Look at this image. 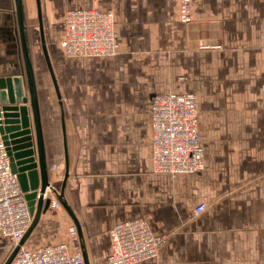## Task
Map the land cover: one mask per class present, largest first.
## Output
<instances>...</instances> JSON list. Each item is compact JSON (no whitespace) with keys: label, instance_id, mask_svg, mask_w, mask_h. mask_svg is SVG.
Segmentation results:
<instances>
[{"label":"crops","instance_id":"1","mask_svg":"<svg viewBox=\"0 0 264 264\" xmlns=\"http://www.w3.org/2000/svg\"><path fill=\"white\" fill-rule=\"evenodd\" d=\"M22 1L33 59L36 2ZM40 3L61 102L51 76L35 80L49 183L65 206L54 194L60 205L40 212L23 246L65 243L74 252V224L85 261L100 264L111 226L142 217L167 238L134 264H264V0H190L189 22L179 18L180 0ZM81 7L113 12L115 55L68 56L60 47L65 10ZM12 75L24 76L15 3L0 0V77ZM158 92L195 94L202 170H153ZM13 246L0 232V264Z\"/></svg>","mask_w":264,"mask_h":264},{"label":"built area","instance_id":"2","mask_svg":"<svg viewBox=\"0 0 264 264\" xmlns=\"http://www.w3.org/2000/svg\"><path fill=\"white\" fill-rule=\"evenodd\" d=\"M179 18L189 22L190 0H180ZM60 47L68 56H113L118 50V37L111 10L94 7L68 8L63 15V35ZM217 47L216 44L207 45ZM151 147L153 170L170 175L194 173L204 168V150L198 133L197 98L191 92H158L150 98ZM3 110L0 106V232L16 245L31 223V213L24 192L8 153L1 131ZM53 185L45 190L50 206L60 205ZM198 204L197 214L205 209ZM69 234L74 252L65 243L49 244L31 250L20 245L9 264H87L80 251L77 227ZM110 251L100 264H134L153 257L167 238L155 234L142 217L115 222L110 230Z\"/></svg>","mask_w":264,"mask_h":264},{"label":"water","instance_id":"3","mask_svg":"<svg viewBox=\"0 0 264 264\" xmlns=\"http://www.w3.org/2000/svg\"><path fill=\"white\" fill-rule=\"evenodd\" d=\"M35 2L41 49L57 96L61 102L58 83L45 43L41 3L40 0H35ZM14 3L23 56L24 76L12 75L0 77V106L4 116L1 131L8 145L12 170L17 174L33 218L22 238L12 248L4 264L10 263L36 223L40 212L48 207L50 197H44V193L46 188L51 186L48 178L37 86L28 32L25 25L24 5L22 0H14ZM61 196V194H58L60 202L65 206V202ZM35 203L36 209L34 210Z\"/></svg>","mask_w":264,"mask_h":264},{"label":"rangeland","instance_id":"4","mask_svg":"<svg viewBox=\"0 0 264 264\" xmlns=\"http://www.w3.org/2000/svg\"><path fill=\"white\" fill-rule=\"evenodd\" d=\"M42 21H43V32H44V38H45V29H46V27L44 29V20H43V17H42ZM32 54H33V59H32L33 68L35 70L34 71L35 79L40 78V77H45V79L48 81L50 75H49V71H48V68H47V65H46V62H45L44 55H43V52H42L41 47L38 50L34 51ZM49 56H50V54H49ZM41 74L43 76H41ZM49 82H50V80H49ZM10 250H12V247L9 248V252H10Z\"/></svg>","mask_w":264,"mask_h":264},{"label":"trees","instance_id":"5","mask_svg":"<svg viewBox=\"0 0 264 264\" xmlns=\"http://www.w3.org/2000/svg\"><path fill=\"white\" fill-rule=\"evenodd\" d=\"M24 5V4H23ZM24 13H25V8H24ZM31 22H33V23H37L38 22V20H37V18H35V19H33V20H30ZM25 23L26 24H28V20L26 19V16H25ZM33 63V62H32Z\"/></svg>","mask_w":264,"mask_h":264}]
</instances>
